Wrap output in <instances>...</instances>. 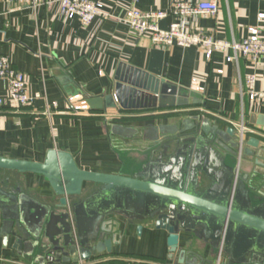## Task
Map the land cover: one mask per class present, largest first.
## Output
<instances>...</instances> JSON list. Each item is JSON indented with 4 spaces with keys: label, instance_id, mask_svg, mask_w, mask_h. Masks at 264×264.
<instances>
[{
    "label": "crops",
    "instance_id": "0c3cea01",
    "mask_svg": "<svg viewBox=\"0 0 264 264\" xmlns=\"http://www.w3.org/2000/svg\"><path fill=\"white\" fill-rule=\"evenodd\" d=\"M51 1L56 0H0V56L8 57L12 67L25 75L31 95L41 96L31 107L15 110L7 105L0 110V157L43 163L49 151L64 152L72 156L80 170L137 178L146 165L157 159L165 143L166 133H158L161 126L179 127L195 117L192 122L207 120L222 132L233 129L238 142L235 127L242 123L255 132L244 134L242 144L255 138L259 149L253 150V157L242 156L243 145L235 157L219 149L230 175L222 171L217 174L234 186V195L245 176L246 190L254 187L262 191L264 178H251L254 170L264 173V106L249 102L245 77L254 74L255 89L264 91V61L253 64L239 58L236 63H225L230 52L214 53L207 60L196 47L156 48L147 38L134 36L120 20L130 7L143 12L163 11L168 16L158 26L167 30L173 22L169 13L175 0H100L112 18L95 20L84 27L77 19H62L58 5L47 4ZM188 1H215L219 6L215 19L199 17L190 23V30H204L216 39L239 42L248 36L249 29L256 28L264 39V20L258 19L264 15V0ZM120 66L183 91L187 104L170 109L68 111L69 106L77 107L113 93ZM218 70L223 73L219 75ZM193 80L203 92L193 89ZM7 95V84L0 81V96L7 99ZM53 103L57 108L51 110V115H42ZM117 126L129 133L117 135ZM0 190L15 198L24 228L38 234L39 244H43L34 249L22 246L17 251L12 237L6 246L0 237V264H36L40 258L42 264H178V253L171 257L168 253L167 234L156 230L151 220L133 219L130 223L112 214L98 222L86 220V225L79 222L77 229L72 221L75 205L99 190L97 186L68 199V205L61 207L42 177L0 170ZM250 194L252 206L264 200L256 192ZM95 233L112 241L110 252H94L87 260H74L72 256L69 262L64 258L58 261L59 254H50L53 243L67 246L73 242L81 249L80 241L89 240L88 245H94L98 242ZM180 250L186 252L184 264H235L221 243H211L197 232L180 234Z\"/></svg>",
    "mask_w": 264,
    "mask_h": 264
},
{
    "label": "water",
    "instance_id": "95a60500",
    "mask_svg": "<svg viewBox=\"0 0 264 264\" xmlns=\"http://www.w3.org/2000/svg\"><path fill=\"white\" fill-rule=\"evenodd\" d=\"M114 81L113 93L88 100L89 109H170L187 104L186 93L138 70L120 66ZM191 120L184 121L179 127H160L158 133H166L165 143L157 159L146 165L137 178L80 170L70 154L57 151H49L43 163L0 157V170L42 177L59 198L61 207L68 205V199L78 198L84 190L97 186L99 190L92 191L75 205L76 214L81 215V225H86V220L98 222L112 214L123 216L130 223L133 219L151 220L156 230L167 234L168 253L170 257L178 253V264H184L186 256L185 251L178 252L180 234L195 232L211 243H221L235 264H264V200L254 206L250 202V192L264 198V185L262 191L254 187L248 191L245 176L239 180L234 195V186L217 173L222 171L224 175H230L219 149L237 156L239 143L235 131L229 128L222 132L212 128L207 120L200 123ZM114 132L119 136L129 133L119 126ZM228 137L234 142L228 141ZM258 149L259 141L250 138L243 144L241 153L253 157V150ZM252 175L251 179L264 178V174L260 175L256 170ZM17 207L15 198L0 190L3 245L6 246L8 238L12 237L17 251L22 246L41 247L38 234L24 228ZM85 214L88 217L85 218ZM141 228L137 227L138 233ZM94 235L98 239L92 243L94 245L89 246V240L80 241L81 249L73 242L67 246L53 243L50 254H59L58 261L64 258V262H69L72 256L76 257L74 260H87L94 252H110L112 241L102 233ZM46 258L50 260V257ZM41 260L35 261L36 264H42L44 261Z\"/></svg>",
    "mask_w": 264,
    "mask_h": 264
},
{
    "label": "built area",
    "instance_id": "2783aa9c",
    "mask_svg": "<svg viewBox=\"0 0 264 264\" xmlns=\"http://www.w3.org/2000/svg\"><path fill=\"white\" fill-rule=\"evenodd\" d=\"M18 0H8L9 3ZM135 1V0H132ZM56 3L59 15L65 21L77 19L81 26H88L95 20L106 21L112 16L103 1L97 0H56L47 4ZM34 2H32V5ZM219 12V6L215 1H199L192 3L188 0H175L172 4L169 15L173 22L167 30L159 28L158 23L164 20L168 14L163 11L143 12L135 7L127 9L120 18L129 28V31L136 37L147 38L156 48L179 47L182 49L196 47L200 49L207 60H210L214 53H228L225 63H236L239 58L246 59L250 63L258 64L264 61V39L260 36L258 29H249L246 38L239 42H226L216 39L211 33L204 30H190V23L199 17L215 19ZM258 19L264 20V15ZM217 73L221 75L222 70ZM0 81L7 84V99L0 96V110L9 105L10 108L20 110L31 107L35 101L41 99L38 94L31 95L28 92L25 75L16 71L8 57L0 56ZM256 76L248 74L245 77V89L249 102L252 105L264 106V91L255 89ZM193 89L203 92V88L195 80L192 81ZM53 103L46 107L42 115H51V110L56 109ZM88 106L85 103L77 107H68V111L74 114L87 112ZM236 131L239 136V152L242 149V138L244 134L253 135L255 132L248 129L244 124L237 125Z\"/></svg>",
    "mask_w": 264,
    "mask_h": 264
},
{
    "label": "rangeland",
    "instance_id": "374dc122",
    "mask_svg": "<svg viewBox=\"0 0 264 264\" xmlns=\"http://www.w3.org/2000/svg\"><path fill=\"white\" fill-rule=\"evenodd\" d=\"M80 219H81V215L80 217L75 213V219L72 220L73 221V224H76V228L78 229L79 227V222H80Z\"/></svg>",
    "mask_w": 264,
    "mask_h": 264
},
{
    "label": "flooded vegetation",
    "instance_id": "af4514ba",
    "mask_svg": "<svg viewBox=\"0 0 264 264\" xmlns=\"http://www.w3.org/2000/svg\"><path fill=\"white\" fill-rule=\"evenodd\" d=\"M257 172H258L260 175H261V174H264V173H262V172H259V171H257Z\"/></svg>",
    "mask_w": 264,
    "mask_h": 264
}]
</instances>
